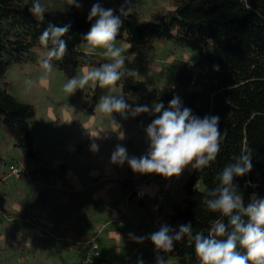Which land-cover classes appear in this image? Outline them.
<instances>
[{"label":"rangeland","instance_id":"rangeland-1","mask_svg":"<svg viewBox=\"0 0 264 264\" xmlns=\"http://www.w3.org/2000/svg\"><path fill=\"white\" fill-rule=\"evenodd\" d=\"M77 2L88 11L97 2L106 9L117 10L123 0ZM131 3L133 11L147 20L152 13L170 9L171 0ZM44 15L58 19L48 12ZM115 46L122 49L124 68H132L136 79L159 96L171 90L178 68L197 59L196 52L171 41H158L150 49L135 51H130L122 40H116ZM82 47L87 49V43ZM35 51L39 56L37 63L11 66L3 78L11 95L34 107L30 133L39 157L37 161L26 159L0 128V264H136L138 258L144 264H155L154 245L147 237L162 224L178 231L180 225L171 222L167 215L173 205L183 202L182 186L192 167L189 165L180 176L172 177L174 191L162 197L159 185L164 177L145 174L149 179L146 183L143 174L134 173L127 162L122 166L110 163L118 144L126 147L129 157L146 154L149 141L145 129L154 113L127 119L113 113L112 120L99 111L98 102L104 95H121L133 107L146 105L151 109L160 103L159 98L145 100L134 92L123 93L120 85L113 92L97 89V84L91 82L68 95L64 91L68 79L54 67L47 80L41 82V61L46 53L42 49ZM104 51L96 49L93 53L105 57ZM85 68L95 67H79L76 78L82 76ZM96 133L99 138L91 135ZM121 134L125 136L123 140L118 138ZM84 141L88 145L78 152L77 144ZM92 143L98 145L97 152L90 150ZM39 163L48 169L67 164L64 177L40 180L36 174L19 177L9 170L14 165L28 171ZM126 177L132 178L135 188L143 190L144 199H139L136 191L137 197L128 201V196L120 191V181ZM132 237L145 239L136 243ZM92 238L98 256L90 258ZM164 259L165 264L175 261L168 253Z\"/></svg>","mask_w":264,"mask_h":264},{"label":"trees","instance_id":"trees-1","mask_svg":"<svg viewBox=\"0 0 264 264\" xmlns=\"http://www.w3.org/2000/svg\"><path fill=\"white\" fill-rule=\"evenodd\" d=\"M40 2L49 15H56L58 19L44 15L40 23L28 11L32 0H0V128L26 159L34 161L39 157L30 133L35 110L31 103L7 91L8 83L3 79L6 70L14 65L37 63L36 49L47 53L49 49L40 44L39 37L48 24L70 25L61 37L67 44V55L62 61H52L53 67L62 71L66 79L76 77L79 67H99L111 62L82 47L96 19H87L88 10L69 6L66 0ZM114 14L118 15L119 9ZM121 19L116 40L126 42L130 51L150 49L158 41H171L197 53L193 64H185L175 71L171 90L161 96L136 79L132 68L123 69L125 76L117 85L123 93L134 92L145 100L159 98L165 109L178 96L182 107L191 109L193 115L220 117L219 129L226 135L215 162L202 171L192 168L182 186L183 202L173 205V211L167 215L179 225L191 223L193 235L197 232L207 235L219 214L207 209L203 203L204 192L218 186V175L245 146L252 150V169L242 177H234L233 183L243 194L245 205L253 194L264 198V0H171L170 9L152 13L147 20L136 11ZM96 88L100 89L98 85ZM159 115L154 113L149 124ZM86 145L88 141L78 143V152ZM66 168L67 164H59L57 169H48L39 163L32 170L21 169L18 176L36 174L40 180L63 178ZM143 177L148 179L145 174ZM136 190L131 177L120 181V191L128 196V201L137 197ZM221 219L227 226L228 218ZM168 254L175 258L173 264H199L194 242L187 238L176 242Z\"/></svg>","mask_w":264,"mask_h":264},{"label":"clouds","instance_id":"clouds-1","mask_svg":"<svg viewBox=\"0 0 264 264\" xmlns=\"http://www.w3.org/2000/svg\"><path fill=\"white\" fill-rule=\"evenodd\" d=\"M67 4L77 9L81 7L77 0H67ZM28 11L40 23L47 12L40 0H32ZM132 11L131 0H123L118 15L114 14L113 8L106 9L99 2L92 5L87 19H96L84 37L88 45L86 51L91 53L96 49H104L103 55L111 62L83 69L80 78L73 77L64 85L65 93L73 94L90 82L101 89L115 91L117 82L125 76V57L122 49L115 46V40L121 29V17H127ZM69 27L68 24L63 27L48 24L40 35V44L49 49L41 61L44 70L41 82H45L51 73L52 61H62L67 55V44L61 37L68 32ZM28 83L31 84L30 81ZM98 109L112 120L113 113H118L123 119L141 113H160L145 129L150 142L146 154L139 158L129 157L126 147L119 144L111 153L110 163L122 166L127 162L134 173L178 177L189 165L202 171L215 162L226 135L219 129V116H195L191 109L182 107L178 96L169 101L166 109L162 102L149 109L146 105L133 107L121 95H104L98 102ZM91 135L99 138L97 133ZM118 138L123 140L125 136L121 134ZM90 150L97 152L98 145L92 143ZM251 156L252 150L243 147L239 155L233 156V162L227 164L218 175V186L205 190L203 203L209 211L219 214L212 221L207 235L201 232L193 235L192 225L188 223L180 225L178 231L162 224L159 230L147 237L154 245L155 264H165L164 254L172 252L175 243L185 238L194 242V253L199 264H264V198H257L253 194L245 205L243 194L233 183L234 177H242L251 171ZM222 217L228 218L227 226L222 222ZM244 217H247L246 221ZM132 238L136 243H143L145 239ZM136 264H144L143 259L138 258Z\"/></svg>","mask_w":264,"mask_h":264},{"label":"built area","instance_id":"built-area-1","mask_svg":"<svg viewBox=\"0 0 264 264\" xmlns=\"http://www.w3.org/2000/svg\"><path fill=\"white\" fill-rule=\"evenodd\" d=\"M9 170H10V173L15 175V176H18L21 169H18L17 167H15L14 165H10L9 166ZM173 187V184H172V177L171 178H164V181L161 183L160 185V190L162 192V197L164 196H168L170 194L173 193L174 189L172 188ZM137 195L140 197V198H143V193L137 188ZM139 193V194H138ZM152 208H156V205H153ZM100 231V229H99ZM97 245L96 243L94 242V238L91 239V250H92V254L90 256L91 257H96L98 256V252H97Z\"/></svg>","mask_w":264,"mask_h":264},{"label":"crops","instance_id":"crops-1","mask_svg":"<svg viewBox=\"0 0 264 264\" xmlns=\"http://www.w3.org/2000/svg\"><path fill=\"white\" fill-rule=\"evenodd\" d=\"M27 171V170H26ZM29 171V170H28ZM148 180V179H147ZM147 180H145V182L146 183H148L149 181H147ZM0 181H2V179H1V177H0ZM136 188H138L143 194H144V192H143V190L140 188V187H136ZM159 189H160V185H159ZM146 196H145V194L143 195V199L145 198ZM150 199V198H149Z\"/></svg>","mask_w":264,"mask_h":264}]
</instances>
